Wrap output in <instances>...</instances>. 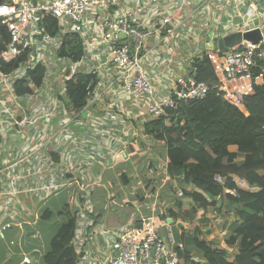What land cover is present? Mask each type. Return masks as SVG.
I'll list each match as a JSON object with an SVG mask.
<instances>
[{
  "label": "built area",
  "instance_id": "1",
  "mask_svg": "<svg viewBox=\"0 0 264 264\" xmlns=\"http://www.w3.org/2000/svg\"><path fill=\"white\" fill-rule=\"evenodd\" d=\"M34 1L0 3V23L10 35L0 60L10 63L25 54L13 71L0 72V85L14 96L18 111L7 125L0 118V135L9 125L15 126L18 143L22 141L9 150L0 142V197L20 191L48 197L75 181L79 197L86 199L81 203L82 211L71 240L79 255L76 264H179L177 249L182 244L170 235L162 238L153 218L114 230L96 226L88 206L90 188L81 174L90 173L95 164L109 166L115 161L119 154L112 149L114 144H128V140L137 138L151 143L154 138L145 133L146 122L165 116L167 108L176 109L181 102L206 96L210 85L196 79L192 66L195 57L184 60L186 73H178L179 66L172 65L174 51L181 46L188 51V46L194 45L196 58L210 62L223 99L232 106H243L244 98L253 95L255 86L263 80L264 26L259 28L263 30L257 43L242 39L220 52L217 41L236 31H249L250 26L243 27L247 25L245 18L251 16L252 10L254 17L260 18L264 6L257 10L253 5L264 4V0ZM43 13L56 20V35L45 30ZM236 16L241 18L240 23L233 21ZM178 33L182 37H177V42ZM66 35L79 37L83 50L80 58L75 59L70 51L61 54ZM210 35L214 40L212 47L207 48ZM39 66L44 67V75L36 86L29 79V71ZM78 73L89 78L84 106L75 110L63 101V96H67L68 82ZM167 77L169 87L163 81ZM23 78L28 81L29 92L22 97L26 104L21 105L14 83ZM98 103L107 110L101 117L93 114ZM1 105L5 106L6 101L0 97ZM84 112L88 120L81 124L89 133L88 138L112 137L110 143L76 139L70 125H79ZM53 113H62V121H47ZM67 143L75 153L67 156L62 169H55L64 163H55L54 155ZM16 170L17 174H13ZM28 176L33 178L26 180ZM231 178L236 182L237 178ZM214 179L220 183L225 180L220 176ZM7 184L10 190H6ZM237 185L243 188L244 183ZM223 193L236 196L237 186L225 187ZM182 195L183 191L176 190V196ZM9 226L10 223L2 224L0 234ZM89 227H98L96 233L102 241L93 249L87 241L92 236L87 231Z\"/></svg>",
  "mask_w": 264,
  "mask_h": 264
},
{
  "label": "crops",
  "instance_id": "2",
  "mask_svg": "<svg viewBox=\"0 0 264 264\" xmlns=\"http://www.w3.org/2000/svg\"><path fill=\"white\" fill-rule=\"evenodd\" d=\"M35 1L41 2L42 0ZM253 6L259 10L261 7L263 8L264 4L257 3ZM250 15L245 18L247 25L243 27L247 29L250 26V30L261 29L264 26V14L256 19L252 10ZM236 17H234L233 21L240 23L241 18L239 17V20H235ZM44 27L48 31L46 25ZM57 29L59 32L58 24ZM48 33L50 32L48 31ZM56 34L57 32L51 35L54 36ZM177 37L182 36L179 33L176 34L175 40L178 42L179 39ZM187 42L194 43V41ZM78 43L80 44V42ZM192 47L194 48V45L190 44L188 46L189 52L185 51L182 46L174 51L172 65L174 67L179 66L177 72L180 74L188 72L184 60L187 57L196 58ZM169 80V77L163 80L167 87L170 86ZM262 83H264V79L258 84ZM159 84H161L160 81ZM39 85L36 84V86ZM55 90L57 89L55 88ZM15 94L21 97V100H18L21 105L26 104L22 99L26 93ZM0 97L6 101L5 106H0V118L3 124L7 125L12 121V116L18 114L15 104L16 99L4 85H0ZM66 99L67 96H63V101L68 105ZM94 107L95 111L93 114L99 117L103 116L105 111H107L103 104L98 103ZM238 108L247 114L244 105ZM87 118V114L84 112L81 115L79 125H70V130L77 136L76 139L87 143H110L112 137L108 140L104 138L99 140L92 136L88 138L89 133L85 131L81 124L88 120ZM16 133L19 134V132H16V127L9 125L5 132L0 135V142L5 150L18 147L21 144V140L18 143ZM145 133L150 135L147 132ZM78 134L83 138L78 136ZM153 138V141L149 144L143 143L141 138L128 140V144H114L112 149L117 150L119 154V157L114 159L115 161L109 166L95 164L91 167L90 173L81 174L86 179L87 188H90L87 194L88 206L91 209L90 215H93L96 226L99 227L100 225L104 229L114 230L124 225H139L142 219L153 218L158 226L159 235L165 239L170 235L175 242L182 244V248L183 240L197 237L200 241L211 244L212 247L236 253L239 239L238 232L235 229L239 223V217L231 210L224 196L215 198L216 205L218 207L223 206L222 211L217 210L213 202L181 210L178 207L176 190L194 191L196 188L192 184H187L182 174L169 176L165 170L167 143L155 137ZM228 150L235 153L237 147L236 145H231L228 146ZM73 152L75 153V150L69 143L65 144L61 150H58L53 160L57 164H64L55 169H62L67 164V156L73 154ZM136 158L138 160L142 159V163L137 161ZM139 165V169L142 171L135 172ZM13 174H17V170ZM138 175L148 178L143 182ZM64 177L67 178L66 175ZM29 178H33V176H28L26 180ZM234 178H237L236 182H234L237 188V184L241 185L244 183L243 188L239 189L248 191L252 189L245 179ZM12 179L10 178V180ZM33 184L31 183V186H34ZM5 188L10 190L8 184ZM79 195V186L74 181L48 197H40L36 193H25L23 191L1 196L0 230L2 224L10 223V226L2 230L0 234V264H41V256L46 252L51 236L64 221L70 218L74 219L75 231L82 211L80 208L81 203L86 201L85 198L82 196L80 198ZM98 227H89L87 229L88 233L92 235L87 240L92 249L93 245L102 243L96 233ZM233 240H235L234 244L229 245L228 241L233 242ZM74 252L78 260L79 255L75 250ZM190 255L196 261L205 262L202 253L196 249H193Z\"/></svg>",
  "mask_w": 264,
  "mask_h": 264
},
{
  "label": "trees",
  "instance_id": "3",
  "mask_svg": "<svg viewBox=\"0 0 264 264\" xmlns=\"http://www.w3.org/2000/svg\"><path fill=\"white\" fill-rule=\"evenodd\" d=\"M2 0H0V3ZM43 24L51 34L58 32L56 21L43 13ZM6 26L0 23V54L10 40ZM207 48L212 47L214 36L210 35ZM78 36H64L61 54L70 51L74 58H80L83 51ZM25 54L10 63L0 60L4 74L13 71ZM196 79L210 85L206 96L179 103L176 109L167 108L165 116L148 121L144 131L167 143L165 170L169 176L182 174L187 184L196 190H184L178 197V207L187 210L196 205L215 202L224 196L229 207L239 217L235 229L238 232L236 253L217 249L192 237L183 240L178 248L179 264H264V83L255 86L254 94L244 98L247 114L238 107L228 104L218 90L210 62L195 58L192 64ZM43 67L29 71V79L39 85ZM256 73V72H255ZM88 76L77 74L67 85V102L77 110L85 103V86ZM264 79V75H263ZM17 94L29 92L26 78L14 83ZM235 146V153L228 146ZM224 178L217 182L214 177ZM231 176L245 179L254 189L237 188L236 196L224 194V188L236 189ZM74 234V219L64 221L51 236L41 264H76L77 255L70 244ZM234 241H228L233 245ZM196 249L202 253L205 262L191 258Z\"/></svg>",
  "mask_w": 264,
  "mask_h": 264
},
{
  "label": "water",
  "instance_id": "4",
  "mask_svg": "<svg viewBox=\"0 0 264 264\" xmlns=\"http://www.w3.org/2000/svg\"><path fill=\"white\" fill-rule=\"evenodd\" d=\"M36 2L34 1V4ZM235 20H239V17H236ZM261 38V31L257 29L241 32L236 31L232 34H229L223 38H219L217 41V48L220 52L227 51L233 45L239 43L242 39L251 41L252 43H257Z\"/></svg>",
  "mask_w": 264,
  "mask_h": 264
},
{
  "label": "rangeland",
  "instance_id": "5",
  "mask_svg": "<svg viewBox=\"0 0 264 264\" xmlns=\"http://www.w3.org/2000/svg\"><path fill=\"white\" fill-rule=\"evenodd\" d=\"M101 74L102 75H106V73H104V72H101ZM109 101V99L108 98H106V102H108ZM62 113L60 114V113H53L52 115H51V118H47L46 120L47 121H49V122H51V123H54V122H57V121H62ZM80 119V118H79ZM137 159V158H136ZM137 161H139V162H141L142 163V159H137ZM164 161V160H163ZM140 168V165H139V167L137 168V171H135V172H141L142 170L141 169H139ZM143 175V174H142ZM142 175H138L141 179H142V181L144 182V181H146L147 180V178L148 177H145V178H143V176ZM145 176H147V175H145ZM110 179H111V177H110ZM183 196V195H182ZM189 218H191V217H189Z\"/></svg>",
  "mask_w": 264,
  "mask_h": 264
},
{
  "label": "clouds",
  "instance_id": "6",
  "mask_svg": "<svg viewBox=\"0 0 264 264\" xmlns=\"http://www.w3.org/2000/svg\"><path fill=\"white\" fill-rule=\"evenodd\" d=\"M252 188V187H251ZM250 191H252V190H250Z\"/></svg>",
  "mask_w": 264,
  "mask_h": 264
}]
</instances>
